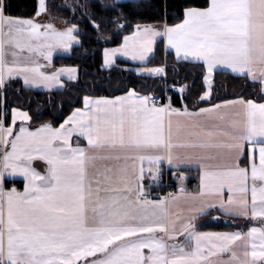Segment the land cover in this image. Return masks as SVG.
Instances as JSON below:
<instances>
[{
	"label": "snow or ice",
	"instance_id": "1",
	"mask_svg": "<svg viewBox=\"0 0 264 264\" xmlns=\"http://www.w3.org/2000/svg\"><path fill=\"white\" fill-rule=\"evenodd\" d=\"M150 4L37 0L21 17L0 0V264H264V0H183L171 24ZM86 43L163 87L82 94L79 66L53 60ZM16 83L47 91L50 118L9 106ZM165 171L178 189L153 197ZM213 210L235 230H199Z\"/></svg>",
	"mask_w": 264,
	"mask_h": 264
},
{
	"label": "trees",
	"instance_id": "2",
	"mask_svg": "<svg viewBox=\"0 0 264 264\" xmlns=\"http://www.w3.org/2000/svg\"><path fill=\"white\" fill-rule=\"evenodd\" d=\"M37 0H9V12L14 16L27 17L33 12ZM183 0H151V4L148 10L145 12V20L149 23L157 22L161 17L165 15V6L167 5V22L169 24L175 21L176 11ZM62 15L69 18L67 12L61 11ZM127 34V33H125ZM120 37H116V41H120ZM111 46V45H107ZM87 50L89 55L85 57L81 53ZM92 53H95L92 55ZM161 60L160 56H156L152 59V64L154 65ZM171 62V61H170ZM57 66H79L80 72V85L85 92L82 94H93L95 96H113L122 94L126 88H141L143 85H147L148 88L159 91L162 84L159 83V78H150L148 76H140L135 72L131 71L130 68L136 67L130 62L117 61V66L113 69H104L101 67L102 56L101 52L97 50L96 45L85 44L84 48H76L69 56L57 57L55 60ZM118 69V70H117ZM124 69V70H123ZM128 69V70H125ZM191 70V66L185 71ZM171 75V74H170ZM156 80V82H154ZM218 82L223 83L225 88L221 90L220 96L222 98H234L233 93H239L241 91V86L239 81H233L230 77L220 74L218 75ZM171 83V79H169ZM20 83L12 85L7 91V102L10 107H14L17 104L21 106H28L30 103L31 110L33 112L41 111L43 112L45 118H50L48 113L50 108L44 106V101L48 96L45 91H36L29 89L27 91L20 92ZM173 93H171L172 95ZM63 93H57L56 99L59 102ZM177 97H174L176 99ZM193 97L188 98L190 102ZM37 101L40 104H37ZM176 106H179L177 104ZM65 111H67V105H65ZM195 176L196 173L193 171L191 174ZM164 179L168 180L170 185L168 190L175 192L177 190V183L169 178V176H164ZM187 187L191 191H195L197 186V180L191 179L186 182ZM21 183L17 182L18 187H21ZM153 190V189H152ZM157 191V189H154ZM231 226H215L214 229H227Z\"/></svg>",
	"mask_w": 264,
	"mask_h": 264
},
{
	"label": "crops",
	"instance_id": "3",
	"mask_svg": "<svg viewBox=\"0 0 264 264\" xmlns=\"http://www.w3.org/2000/svg\"><path fill=\"white\" fill-rule=\"evenodd\" d=\"M71 2V0H51V2H54L56 4H63L65 2L69 3ZM51 13H52V16L54 18H56L57 20H64V19H67L64 15H62L61 13V10L58 9V8H52L51 9ZM56 22V21H54ZM57 27H61V25L59 23H57ZM78 48V47H77ZM71 53H58L54 56V60H53V63L55 64V60L57 57H61V56H69ZM119 60H123V61H126V62H130L132 65H135L137 67V62H132L130 60H128L127 58H118L117 61ZM43 62V61H42ZM56 67H61V66H57L55 64ZM152 66V65H151ZM136 67H133V68H130L131 71L135 72V69ZM105 69V68H104ZM137 74V73H136ZM140 76H147L146 74H140ZM33 90H36V91H45L47 92L46 90L44 89H33ZM123 94V93H122ZM121 95V94H119ZM204 106V105H202ZM39 163L37 164V167H39ZM19 182V181H18ZM22 184V183H21ZM18 187V186H17ZM19 188H22V185L21 187ZM177 189H178V186H177ZM188 189V187H187ZM177 191V190H176ZM189 192H192L191 190L188 189ZM204 223H203V226L199 229L201 231H217V232H225V231H234V227H229L227 229H214L212 227H215V226H231V218L230 217H227V216H223L221 215L220 213L216 212L215 210H213L211 212V214L209 216H206V217H203L202 218ZM246 230V229H245Z\"/></svg>",
	"mask_w": 264,
	"mask_h": 264
},
{
	"label": "rangeland",
	"instance_id": "4",
	"mask_svg": "<svg viewBox=\"0 0 264 264\" xmlns=\"http://www.w3.org/2000/svg\"><path fill=\"white\" fill-rule=\"evenodd\" d=\"M54 1H56V0H54ZM69 2V1H68ZM69 3H71V2H69ZM169 63H171L170 61H169ZM118 67V66H117ZM115 68V67H114ZM113 69V68H112ZM118 70V69H117ZM124 70V69H123ZM125 70H128V69H125ZM165 184H163L162 185V187H160V194L161 195H165V194H167V193H169V192H172V191H170V190H167L165 187ZM177 186H178V184H177Z\"/></svg>",
	"mask_w": 264,
	"mask_h": 264
},
{
	"label": "built area",
	"instance_id": "5",
	"mask_svg": "<svg viewBox=\"0 0 264 264\" xmlns=\"http://www.w3.org/2000/svg\"><path fill=\"white\" fill-rule=\"evenodd\" d=\"M165 96H167V95H165ZM167 183H168V182H164V181H163V184H165V186L167 185Z\"/></svg>",
	"mask_w": 264,
	"mask_h": 264
}]
</instances>
